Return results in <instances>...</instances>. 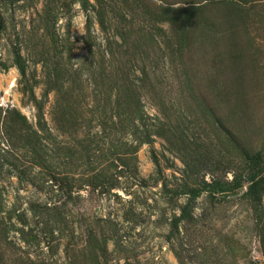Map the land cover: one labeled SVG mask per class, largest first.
<instances>
[{
    "label": "rangeland",
    "instance_id": "374dc122",
    "mask_svg": "<svg viewBox=\"0 0 264 264\" xmlns=\"http://www.w3.org/2000/svg\"><path fill=\"white\" fill-rule=\"evenodd\" d=\"M0 264H264V0H0Z\"/></svg>",
    "mask_w": 264,
    "mask_h": 264
},
{
    "label": "trees",
    "instance_id": "16d2710c",
    "mask_svg": "<svg viewBox=\"0 0 264 264\" xmlns=\"http://www.w3.org/2000/svg\"><path fill=\"white\" fill-rule=\"evenodd\" d=\"M15 57H16V64L17 66L20 68V70H24L22 65L20 64V60H21V54L20 52L17 50L15 51ZM260 157V153H255L253 154L252 156L249 157V173H248V176H246L247 180H248V189L250 192H252L253 194H256V192L258 191V186L262 183V179H261V176H260V171L255 168V165L257 163V160L259 159ZM243 180H241L240 182L236 179H234V181L231 182V186L234 187V188H237V187H240L242 185ZM206 185L204 187H195L193 189H190L188 191L189 193V198H188V202L186 203V206L184 207L183 211H182V214L179 216V218H183L185 217L186 215V212H187V208L196 200V198H198L202 193L203 191L205 190V188H210L208 189L209 191H212L214 192V190H217L218 188V191H224L226 189H223L224 185H221L219 183H205ZM256 187V188H255Z\"/></svg>",
    "mask_w": 264,
    "mask_h": 264
}]
</instances>
